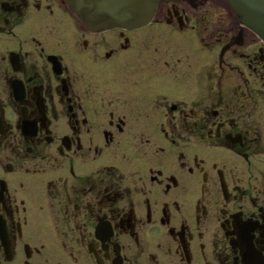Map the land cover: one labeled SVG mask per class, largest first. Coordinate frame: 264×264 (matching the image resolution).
Returning a JSON list of instances; mask_svg holds the SVG:
<instances>
[{"label": "flooded vegetation", "instance_id": "1", "mask_svg": "<svg viewBox=\"0 0 264 264\" xmlns=\"http://www.w3.org/2000/svg\"><path fill=\"white\" fill-rule=\"evenodd\" d=\"M0 264H264V40L224 0H0Z\"/></svg>", "mask_w": 264, "mask_h": 264}, {"label": "water", "instance_id": "2", "mask_svg": "<svg viewBox=\"0 0 264 264\" xmlns=\"http://www.w3.org/2000/svg\"><path fill=\"white\" fill-rule=\"evenodd\" d=\"M163 1L169 0H67L72 11L92 30L143 26L152 19ZM227 2L240 21L264 39V0Z\"/></svg>", "mask_w": 264, "mask_h": 264}, {"label": "rangeland", "instance_id": "3", "mask_svg": "<svg viewBox=\"0 0 264 264\" xmlns=\"http://www.w3.org/2000/svg\"><path fill=\"white\" fill-rule=\"evenodd\" d=\"M160 28L161 29H168L169 27H166V26H160ZM149 31L148 32H146V33H148V34H151V33H153L154 31H158V30H155V28L152 26V27H150V28H147ZM155 34H157L156 32H154ZM188 33H190V31H186L185 32V34H188ZM166 35H169V34H166ZM163 40V39H162ZM169 41V37L168 38H166V40H164L163 41V43H166V42H168ZM162 43V44H163ZM170 43V42H169ZM192 44V43H191ZM167 45V44H166ZM165 45V46H166ZM164 46V47H165ZM171 46H172V42H171V44H170V48H169V51L171 52L172 51V48H171ZM184 47H186L187 48V50H189V46L188 45H183ZM166 50H167V48H165ZM164 51V50H163ZM165 53H166V51H164ZM189 79V78H188ZM178 82V81H177ZM171 83V85H170V87H168V85H165V87L166 88H168V89H170V90H173V89H175V86H176V84L177 83H175V84H173L172 82H170ZM183 83H184V80L180 83V86L181 85H183ZM177 89V88H176Z\"/></svg>", "mask_w": 264, "mask_h": 264}]
</instances>
